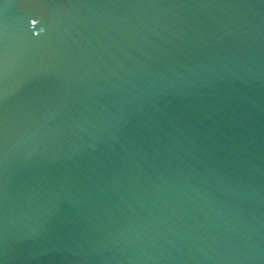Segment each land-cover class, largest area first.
<instances>
[{"label": "water", "instance_id": "95a60500", "mask_svg": "<svg viewBox=\"0 0 264 264\" xmlns=\"http://www.w3.org/2000/svg\"><path fill=\"white\" fill-rule=\"evenodd\" d=\"M0 264H264V0H0Z\"/></svg>", "mask_w": 264, "mask_h": 264}]
</instances>
